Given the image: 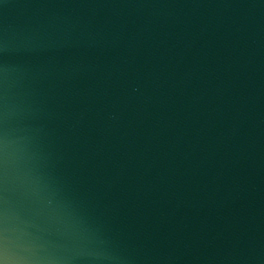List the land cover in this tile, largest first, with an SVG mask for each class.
<instances>
[{"label": "water", "instance_id": "obj_1", "mask_svg": "<svg viewBox=\"0 0 264 264\" xmlns=\"http://www.w3.org/2000/svg\"><path fill=\"white\" fill-rule=\"evenodd\" d=\"M0 264H264V0H0Z\"/></svg>", "mask_w": 264, "mask_h": 264}]
</instances>
